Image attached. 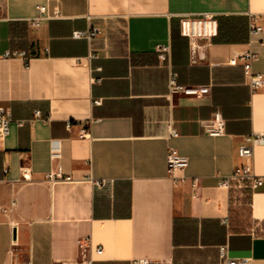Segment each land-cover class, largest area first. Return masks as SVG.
<instances>
[{"label":"crops","instance_id":"crops-1","mask_svg":"<svg viewBox=\"0 0 264 264\" xmlns=\"http://www.w3.org/2000/svg\"><path fill=\"white\" fill-rule=\"evenodd\" d=\"M39 7L50 19L34 28ZM205 14L219 34L193 45L181 20ZM251 17L264 29V0H0V106L14 120L0 140V264L13 242L32 264H77L81 238L103 248L94 264H264V186L218 188L245 165L246 139L264 135V87L253 92L232 63L253 51L264 75V32L251 39ZM94 28L102 35L72 38ZM171 73L207 93L171 95ZM216 114L224 134L210 137ZM171 148L189 160L178 182ZM59 167L70 181H49ZM254 171L264 177V144Z\"/></svg>","mask_w":264,"mask_h":264},{"label":"built area","instance_id":"built-area-1","mask_svg":"<svg viewBox=\"0 0 264 264\" xmlns=\"http://www.w3.org/2000/svg\"><path fill=\"white\" fill-rule=\"evenodd\" d=\"M50 18L46 16V9L44 7L38 8V15L31 21V25L34 28H40L46 21ZM181 35L184 38L190 40V42L195 45L196 42L200 40H212L216 38L219 34V24L215 16L205 14L202 16H188L181 20L180 25ZM264 29L258 25V18L251 17L250 20V36L253 40L254 38L263 34ZM102 35V31L98 28H94L88 31H76L73 33L72 38L75 40H88L91 41L93 38ZM160 58L165 60L168 50L159 46L157 48ZM5 58H20L25 62H28L32 55L26 52H8L4 56ZM96 58V56H92ZM258 60V54L249 51L244 53L237 58L232 60L233 64L241 62L244 68L245 78L253 92L264 87V75L254 72L253 64ZM169 91L170 94L184 93L186 95L193 94H205L208 89L203 88L201 90H192L180 86L177 83V75L171 73L169 79ZM95 105H100L101 101L97 100L94 102ZM39 115V114H37ZM14 122L11 113L8 109L0 106V140H5L10 135V126ZM71 124H68V129L71 128ZM224 120L220 114H216L214 119L205 126V132L210 137H220L224 134ZM90 137V131L87 124L83 125L81 130V138ZM172 137H177L175 132H172ZM247 145L242 146L239 149V157L245 160V165L236 168L234 172L228 177H221L218 181V188L229 190L233 187L235 182H245L248 184L249 188L252 190H257L264 186V177L258 176L254 171V146L257 144H264V135H254L246 139ZM50 157L52 161L58 162L62 158V147L60 141L54 140L50 145ZM168 173L171 178L175 181H179L177 176L178 172H183L189 166L188 158L182 156L176 149L171 148L168 152L167 157ZM47 178L51 182L55 181H70V176H65L62 173V168L59 167L56 172H51L47 175ZM100 185L98 182L96 183ZM198 187V180H194L192 183V188L194 192ZM78 248L81 254L80 260L77 264H94L93 256H102L104 250L102 247H94L92 240L88 238H81L78 240ZM11 257L10 264H32L30 259L22 257L18 253V247L16 242L12 243L11 249L9 251ZM221 257L226 258L225 248L221 249ZM131 264H170L160 260H149L140 259L131 262ZM228 264H248L247 261H232L228 260Z\"/></svg>","mask_w":264,"mask_h":264}]
</instances>
